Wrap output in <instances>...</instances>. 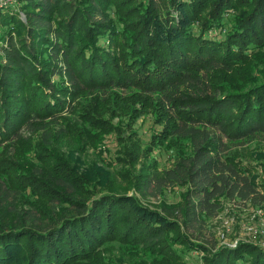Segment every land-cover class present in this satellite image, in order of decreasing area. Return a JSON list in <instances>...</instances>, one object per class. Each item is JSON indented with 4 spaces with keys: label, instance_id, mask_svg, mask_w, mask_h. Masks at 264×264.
Wrapping results in <instances>:
<instances>
[{
    "label": "trees",
    "instance_id": "trees-1",
    "mask_svg": "<svg viewBox=\"0 0 264 264\" xmlns=\"http://www.w3.org/2000/svg\"><path fill=\"white\" fill-rule=\"evenodd\" d=\"M147 116L158 127L147 151L174 161L142 188L184 189L164 211L85 161L121 130L122 155L139 161L132 128ZM262 144L264 0L0 6V264H108L112 248L128 264H185L192 251L201 264H264L262 246L207 248L182 230L225 201L264 204ZM21 202L43 222L14 221Z\"/></svg>",
    "mask_w": 264,
    "mask_h": 264
},
{
    "label": "rangeland",
    "instance_id": "rangeland-1",
    "mask_svg": "<svg viewBox=\"0 0 264 264\" xmlns=\"http://www.w3.org/2000/svg\"><path fill=\"white\" fill-rule=\"evenodd\" d=\"M4 1L0 0V2ZM132 130L135 132L137 143L143 151L139 161L131 165L128 157L122 155L129 144V133L121 130V134L115 132L106 136L99 151L91 149L87 151L85 155L87 167L93 166L108 172L110 175L109 184L114 192L134 195L144 206L150 209L164 211V207H177L181 202L183 203V198H181L183 188H164L157 192L155 188L147 191L141 185L152 172L159 173L164 168L171 166L174 161L173 152L160 146H156L155 149L149 152L147 151L150 146L152 132L158 130L151 117L139 118L133 125ZM259 147L264 153V144ZM258 174L264 182V171L259 169ZM101 190L106 191L105 188ZM11 199L9 198L10 203ZM21 204L20 212L14 211V221L26 220V226L30 227L43 222L41 217L43 214H40L37 209L30 204L23 202ZM27 211L29 215H27ZM256 212L262 214V218H264V204L251 206V204L240 201H225L219 214L215 218L205 221V226L201 230L192 229V227L183 229L184 225H182V230L186 231L195 242L207 248L226 246V244L234 242L250 243L264 247V233H260L258 228L261 218L257 217ZM178 217V220L181 221V217L179 215ZM250 228H252L251 231ZM254 231L257 233L255 234ZM112 252L114 253L108 257V264H128L120 250L112 248ZM201 256L200 252H189L185 256V264H201Z\"/></svg>",
    "mask_w": 264,
    "mask_h": 264
},
{
    "label": "built area",
    "instance_id": "built-area-1",
    "mask_svg": "<svg viewBox=\"0 0 264 264\" xmlns=\"http://www.w3.org/2000/svg\"><path fill=\"white\" fill-rule=\"evenodd\" d=\"M16 3V0H5L4 2H0V6H5V5H13ZM257 217L260 219L259 223H258V228L260 229V233H264V218L262 214H260L259 212H256ZM250 231L252 230V228L249 229ZM254 233L256 234L257 232L254 231ZM237 245V242H234L232 244H226L227 247H231L234 248Z\"/></svg>",
    "mask_w": 264,
    "mask_h": 264
}]
</instances>
